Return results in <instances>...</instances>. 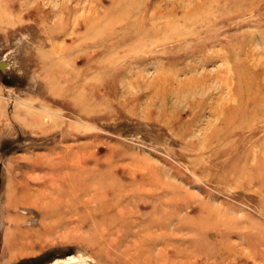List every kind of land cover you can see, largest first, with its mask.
Here are the masks:
<instances>
[{"label": "rangeland", "instance_id": "obj_1", "mask_svg": "<svg viewBox=\"0 0 264 264\" xmlns=\"http://www.w3.org/2000/svg\"><path fill=\"white\" fill-rule=\"evenodd\" d=\"M0 264H264V0H0Z\"/></svg>", "mask_w": 264, "mask_h": 264}]
</instances>
